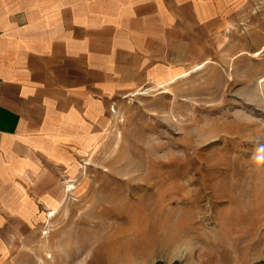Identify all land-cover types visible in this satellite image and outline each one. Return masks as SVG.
I'll return each mask as SVG.
<instances>
[{"label": "rangeland", "instance_id": "rangeland-1", "mask_svg": "<svg viewBox=\"0 0 264 264\" xmlns=\"http://www.w3.org/2000/svg\"><path fill=\"white\" fill-rule=\"evenodd\" d=\"M186 40L14 175L0 264H264V0Z\"/></svg>", "mask_w": 264, "mask_h": 264}, {"label": "crops", "instance_id": "crops-1", "mask_svg": "<svg viewBox=\"0 0 264 264\" xmlns=\"http://www.w3.org/2000/svg\"><path fill=\"white\" fill-rule=\"evenodd\" d=\"M232 1L0 0V256L14 175L36 170L59 134L100 118L111 97L185 57L175 52L187 36L215 26Z\"/></svg>", "mask_w": 264, "mask_h": 264}]
</instances>
